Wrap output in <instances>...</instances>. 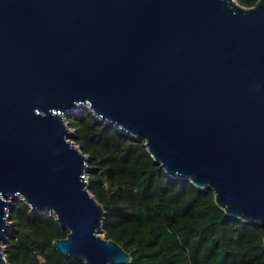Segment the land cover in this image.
<instances>
[{
  "label": "water",
  "instance_id": "95a60500",
  "mask_svg": "<svg viewBox=\"0 0 264 264\" xmlns=\"http://www.w3.org/2000/svg\"><path fill=\"white\" fill-rule=\"evenodd\" d=\"M80 109L264 225V0H0V260L20 199L68 230L61 256L131 263L101 236Z\"/></svg>",
  "mask_w": 264,
  "mask_h": 264
},
{
  "label": "trees",
  "instance_id": "16d2710c",
  "mask_svg": "<svg viewBox=\"0 0 264 264\" xmlns=\"http://www.w3.org/2000/svg\"><path fill=\"white\" fill-rule=\"evenodd\" d=\"M252 7L258 0H236ZM74 144L87 157L89 192L104 210V238L130 264H264V225L227 215L210 189L169 177L139 141L80 109L67 118ZM0 264H84L53 247L68 230L49 212L20 199Z\"/></svg>",
  "mask_w": 264,
  "mask_h": 264
},
{
  "label": "rangeland",
  "instance_id": "374dc122",
  "mask_svg": "<svg viewBox=\"0 0 264 264\" xmlns=\"http://www.w3.org/2000/svg\"><path fill=\"white\" fill-rule=\"evenodd\" d=\"M52 216H54V215H52ZM101 236L104 238V233H101Z\"/></svg>",
  "mask_w": 264,
  "mask_h": 264
}]
</instances>
